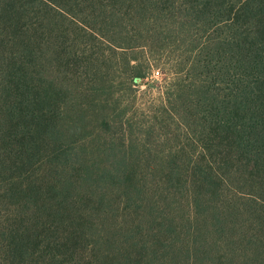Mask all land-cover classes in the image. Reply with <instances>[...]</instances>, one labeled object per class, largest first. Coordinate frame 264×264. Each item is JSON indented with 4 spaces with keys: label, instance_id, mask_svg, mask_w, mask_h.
Returning <instances> with one entry per match:
<instances>
[{
    "label": "trees",
    "instance_id": "16d2710c",
    "mask_svg": "<svg viewBox=\"0 0 264 264\" xmlns=\"http://www.w3.org/2000/svg\"><path fill=\"white\" fill-rule=\"evenodd\" d=\"M87 12L94 34L116 48L125 45L100 27H109L114 36V24H132L126 31L130 46L170 43L171 35L181 50L180 69L160 91L164 94L159 114H167L179 134L198 129L218 136L222 146L217 149V167L212 159L211 165H195L187 154L193 163L186 169L178 163L184 149L155 151L157 164L152 169L164 171L156 185L166 186L160 195L142 180L135 183L138 167L127 151L122 155L128 164L111 172V165H94L86 151L58 142L62 120H75L67 106L55 100L64 88L54 35L59 27H51L52 36L46 29L63 17L88 26L82 17ZM131 66L132 79L148 75ZM104 124L111 126L108 120ZM226 164L228 171L222 167ZM127 174L130 178L121 183L120 175ZM109 176L126 193L139 183V192H154L153 200L158 195L167 202L165 207L170 204L167 211L163 208L168 214L166 230L174 240L184 232L204 264H211V253L220 263L246 264L251 258L264 264L254 228L264 224V0H0V264H76L66 241L71 234L80 239L86 230L67 229L64 219L69 226L76 212L72 208L70 213L60 196L68 195L70 182L76 188L86 185L102 197L111 189ZM233 178L249 185L247 191H233L240 200L229 195ZM185 183L194 189L188 188L182 198L178 194ZM222 196L233 200L227 204ZM182 200L189 209L183 231L174 221L178 207L173 204ZM136 203L142 215L143 199ZM246 241L259 253H247ZM242 252L249 255L243 262ZM122 259L132 264L133 256L123 253Z\"/></svg>",
    "mask_w": 264,
    "mask_h": 264
},
{
    "label": "rangeland",
    "instance_id": "374dc122",
    "mask_svg": "<svg viewBox=\"0 0 264 264\" xmlns=\"http://www.w3.org/2000/svg\"><path fill=\"white\" fill-rule=\"evenodd\" d=\"M92 11L93 7L89 9L90 14ZM75 13L81 15L79 10ZM82 17L90 27L63 17L46 29V34L52 36L51 27H59L54 35L58 40L59 77L63 80L65 89L55 95V100L65 104L69 109L68 114L75 120L70 124L66 119L62 120L63 137L58 142L70 144L78 152L86 151L88 156L92 155L94 165H111V172H116L128 164L122 155L127 151L131 155L130 161L138 167L139 173L132 174L136 176L135 183L142 180L160 195L164 194L163 188L166 186L163 183L156 185L157 178L159 179L164 171L152 169L157 164L155 151L160 154L172 148L184 149L183 160H178V163L186 169L192 166V159L195 165H211L209 159H212L217 167V149L222 146L218 136L208 135L198 129L194 132L190 129L187 133L181 130L179 134V127L170 123L167 114H159L164 94L160 91L167 81L174 79L180 69L178 67L181 50L173 44L171 35L169 34L170 43L161 41L155 46H130L126 31L132 29V24H114L113 28L118 33L112 36L108 31L109 27H100L98 23V27L108 33L107 37L125 45L116 48L109 42L104 43L96 33L94 34L95 30L91 28L94 27V22L88 12ZM131 65L141 67L148 75L145 78L132 79ZM156 119L164 127L159 125ZM105 120L109 121L110 127L104 124ZM160 136L163 138L160 139ZM150 151L152 154H149ZM187 154L193 158L190 160ZM127 156L129 158V155ZM224 160L225 155L221 151L220 161ZM222 167L225 171L230 168L229 164ZM189 174L186 172V175ZM47 177L51 178L50 175ZM120 177L121 183L130 178L128 174ZM111 178H107L110 180L108 185L111 189L104 191L102 197H99L100 194L95 195L92 188H85L86 185H82L84 188H76L66 181L68 195L60 196V199L70 213L72 208L76 213L74 218L69 220L73 221L69 226L66 218L64 219L67 213L63 214L64 225L68 230L78 232V229L83 227L86 230V234L81 235L80 239H75L71 234L69 241L64 240L67 242L66 246L70 247V255L76 258V264H128L122 259L123 253L125 256L132 254V264H204L201 256L198 257L190 249V241L186 240L187 235L184 232L178 236V240H174L171 231L166 230L168 214L163 208L167 211L170 204L165 207L164 203L167 202L158 195L156 200H153L151 197L154 192L146 196L139 192V183L137 188L134 186L135 189L126 193L124 188L117 187L114 184L116 181ZM231 183L234 189L229 195L234 200H240L233 191H247L249 185L237 181L236 178H233ZM128 185L131 186L130 183ZM185 186L184 192L178 194L179 197L185 198L188 188L194 189L192 185L187 186L185 183ZM132 195L133 197L129 198ZM231 197L226 196L227 204L233 200ZM138 198L143 199L142 215L139 214L136 203ZM182 201L172 203L178 207L174 221L180 224L183 231L185 226H188L189 209L187 201ZM103 209L106 213L102 212ZM143 209L146 210L144 215ZM77 214L82 217L79 218ZM120 221L123 224H120ZM254 228L259 233L258 244L264 251V224H255ZM245 244L250 247L247 253H259L252 242L246 241ZM242 253L243 262L249 255ZM207 255L211 264H229V261L220 263L219 257L213 253ZM245 261L246 264H255L251 258H246ZM261 261L264 263V254Z\"/></svg>",
    "mask_w": 264,
    "mask_h": 264
}]
</instances>
